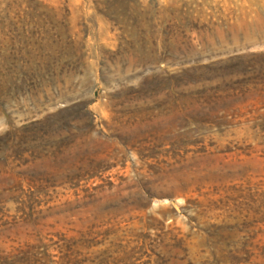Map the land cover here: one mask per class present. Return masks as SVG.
<instances>
[{
	"label": "rangeland",
	"instance_id": "1",
	"mask_svg": "<svg viewBox=\"0 0 264 264\" xmlns=\"http://www.w3.org/2000/svg\"><path fill=\"white\" fill-rule=\"evenodd\" d=\"M0 264H264V0H0Z\"/></svg>",
	"mask_w": 264,
	"mask_h": 264
}]
</instances>
